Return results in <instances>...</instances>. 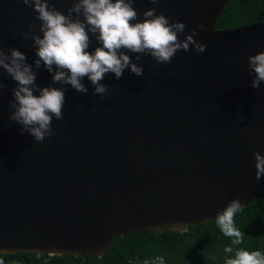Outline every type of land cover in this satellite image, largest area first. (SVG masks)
<instances>
[{
  "label": "water",
  "instance_id": "water-1",
  "mask_svg": "<svg viewBox=\"0 0 264 264\" xmlns=\"http://www.w3.org/2000/svg\"><path fill=\"white\" fill-rule=\"evenodd\" d=\"M67 14L73 0H48ZM228 0H135L138 20L156 9L206 45L197 54L178 51L170 63L125 52L143 67L136 76L105 75L101 100L35 68V48L22 32H39L40 21L20 0H0V48L27 57L40 87L65 91L64 119L37 142L9 120L11 90L0 81V254L31 253L101 258L113 241L145 231L186 232L215 220L238 198L243 207L264 189L255 179L253 153L264 156V84L251 87L247 57L264 51V23L218 29ZM81 19H83L81 17ZM171 23V20H170ZM88 51L99 46L89 34ZM56 69L53 68V72ZM38 95V92H34Z\"/></svg>",
  "mask_w": 264,
  "mask_h": 264
},
{
  "label": "clouds",
  "instance_id": "clouds-1",
  "mask_svg": "<svg viewBox=\"0 0 264 264\" xmlns=\"http://www.w3.org/2000/svg\"><path fill=\"white\" fill-rule=\"evenodd\" d=\"M20 2L31 7L37 13L35 19L40 21L39 32L42 35L32 31V24H29L28 32L21 33L25 39H31L35 48V68L39 69L42 64L52 73L53 84L70 85L79 93H87V87L81 83L87 77L94 87L93 95H99L101 100L108 92V86L101 83L105 75L112 73L120 79L125 69L136 76L144 74L143 67L133 63L126 51L136 54L137 61L142 55H150L157 64L170 63L178 51L188 52L190 47L197 54L206 51V45L194 39L197 29L206 31V25L197 24L191 34L181 40L178 34L184 32L186 25L156 14L155 8L144 11V19L133 23L138 20L137 11L132 6L135 0H73L67 14L50 7L48 0ZM150 2L156 4L158 0ZM90 33L99 44L92 52L88 51ZM247 64L248 71L255 74L251 87L259 89L264 84V51L248 56ZM53 68L56 69L54 72ZM0 69L16 82V87L11 90L9 103L13 111L9 120L21 126V134L27 132L37 142L50 137L53 118L58 121L64 119L65 91L52 86H38L33 65L27 63L25 54L15 48H10L7 54L0 48ZM5 87L0 81V90ZM253 156L255 179L259 181L264 177V156L259 152H254ZM242 207L238 198L232 199L215 215L216 226L224 236L231 238V246H226L224 252L234 253V257L225 258L224 264H264L261 251L244 248L234 251V246L244 241V233L234 221ZM145 264H165V260L157 256Z\"/></svg>",
  "mask_w": 264,
  "mask_h": 264
},
{
  "label": "trees",
  "instance_id": "trees-1",
  "mask_svg": "<svg viewBox=\"0 0 264 264\" xmlns=\"http://www.w3.org/2000/svg\"><path fill=\"white\" fill-rule=\"evenodd\" d=\"M264 23V0H228L218 29L235 28ZM235 226L244 233V241L236 248L264 253V189L235 217ZM231 246L216 226L215 220L200 224L186 232L133 233L129 237L113 241L109 251L101 258H82L63 255L48 256L31 253L0 254L3 264H145L157 256L164 257L165 264H224L226 257L234 253L224 252Z\"/></svg>",
  "mask_w": 264,
  "mask_h": 264
}]
</instances>
